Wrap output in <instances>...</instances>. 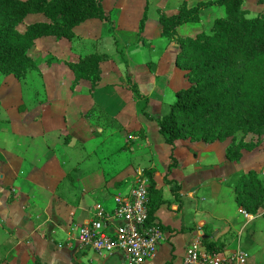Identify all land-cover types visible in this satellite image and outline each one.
Listing matches in <instances>:
<instances>
[{
    "label": "crops",
    "instance_id": "0c3cea01",
    "mask_svg": "<svg viewBox=\"0 0 264 264\" xmlns=\"http://www.w3.org/2000/svg\"><path fill=\"white\" fill-rule=\"evenodd\" d=\"M107 1L103 0V7L112 13V30L98 19L94 23L103 26L99 32L88 28L94 24L89 23L90 19L74 28V34L81 35L80 42L91 47L90 53L108 56L100 63L99 82L93 87L90 80L72 85V71L63 60L64 69L53 73L54 80H48L44 92H48L47 100L29 103L11 116V110L4 107L2 113L0 109V123L3 117L9 119L4 134L0 132V264H122L120 252L103 257L81 248L71 229L74 224L88 222L96 204L112 209L114 197L126 194L136 171H144V160V165L154 171L153 179L165 201L154 214V222L163 227V237L145 264H182L186 247L194 240L202 242L196 233L210 215V205L203 208L200 192L208 180L216 184L218 177L236 170L238 161L225 158L227 145L223 141L179 139L172 151L175 160H170L171 147L159 134L157 123L139 111L142 99L135 96L126 81L131 80L145 98L149 115H164L176 91L188 85L184 71L175 65L178 44L160 35L158 18L163 12L151 16L147 10L139 32L145 3L132 26H126V5L114 0L115 5L108 7ZM193 24L181 25L177 32L191 35ZM75 35L65 41L76 40ZM83 49L77 56L88 54H79ZM64 78L68 84L62 86V92L53 91L54 85L67 80ZM5 79L14 81L6 87L8 95L14 94L11 85L18 79L0 73V95H5ZM27 87L24 85V92L29 90ZM17 96H23L20 88ZM128 137L134 142L132 146L125 144ZM123 146L126 148L122 150ZM165 176L172 183H166ZM176 185L179 188L173 193L171 189ZM211 200L214 204L225 201L219 193L212 194ZM231 204L225 205L223 214L215 213L230 226L238 212L242 213L239 206ZM244 216L247 223L255 218L248 213Z\"/></svg>",
    "mask_w": 264,
    "mask_h": 264
},
{
    "label": "trees",
    "instance_id": "16d2710c",
    "mask_svg": "<svg viewBox=\"0 0 264 264\" xmlns=\"http://www.w3.org/2000/svg\"><path fill=\"white\" fill-rule=\"evenodd\" d=\"M148 1V0H147ZM244 0H206L189 6L182 1L175 13L161 14L160 35L178 44L175 65L184 71L188 85L175 93V101L167 114L152 116L145 111V103L139 111L158 125V132L171 147L175 142L189 138L204 143L232 138L226 147L225 158L239 161L241 149H252L256 143L235 140V133H252L259 138L264 134V15L246 16ZM224 8V16L214 18L209 33L200 31L194 35H182L177 28L186 23H197L201 12L211 6ZM42 14L43 21L18 29L27 16ZM98 19L114 27L111 11L103 7V0H0V73L23 79L37 68L28 53L36 39L50 36L57 40L71 41L74 28L89 19ZM146 19V7L139 21V32ZM106 54L88 53L70 62L72 85L80 80H90L92 87L101 78L100 63ZM135 96L141 99L137 89L130 85ZM146 102V101H145ZM172 162L169 164V168ZM153 170L145 173L148 185V222H154V214L165 201L162 191L156 187ZM166 183H172L165 176ZM176 185L171 191L178 190ZM239 191L235 200L248 214L257 215L264 207V185L252 170L235 186ZM162 229L163 227L160 226ZM209 250H222L214 242L202 238Z\"/></svg>",
    "mask_w": 264,
    "mask_h": 264
},
{
    "label": "rangeland",
    "instance_id": "374dc122",
    "mask_svg": "<svg viewBox=\"0 0 264 264\" xmlns=\"http://www.w3.org/2000/svg\"><path fill=\"white\" fill-rule=\"evenodd\" d=\"M118 1L125 4L126 8L128 9L125 20V22H127L126 26H132L134 17L141 10L143 3H145L143 8L146 7V11L148 10V13L151 16H154L155 14H161L162 12L165 15L175 13L181 6L182 1H186L189 6H193L200 1L206 0H152V2L150 0H128V2L127 0ZM115 3L116 1L114 0H108L106 5L108 7H112V5H115ZM158 8H161L162 10H159ZM243 8L245 9L246 16L248 17L254 16L258 13L264 15V0H244ZM222 16H224L223 7L214 5L207 8L206 10L201 12L199 22L192 25V27L189 29V33H191V35H194L195 33L200 31L209 33L214 18ZM43 20H45V18L42 14H31L27 16L20 25H18V29L20 31H24L27 24ZM89 21H91L89 23H94L95 19L93 18ZM104 25L108 27L107 24ZM101 27L103 26H100V24L98 25L96 23L88 26L91 31L97 32H99L98 30H100ZM75 38L76 40L72 42H66L65 40H62L57 43L54 41V38L51 37L48 40L38 39L34 43L29 54L35 60L36 65H38L39 68L37 67V69L31 72V74H28L26 78L17 80L13 85H11L14 87L15 95H8V89H6V87H8V84L13 83L14 81H10L7 79L4 80L3 89L5 95H0V109L2 113H5L3 112L2 108L6 107L7 110H11L8 113L11 116L14 115L13 111H22L29 103L39 104V102L41 103L42 101L48 99V92L44 93L45 91H47L46 89L48 88V84L50 82L48 80H54L55 76L53 73L61 70V68L64 69L63 60H65L64 63H66L70 67V60H74L78 55V51H81L83 47V52H80L79 54L92 52L90 46H84L83 44L85 43L80 42L81 35H75ZM116 52L120 54L121 51ZM35 71H37L40 76L37 75L38 73H35ZM126 82L127 84L131 85V80H127ZM66 84H68V79L63 82H58L52 87V89L55 92L57 91L61 93L62 86L65 87ZM24 85H28L27 88L29 90H27V92H24ZM82 85L88 84L87 82H83ZM56 87L59 88L56 90ZM19 88L21 94L23 95L21 96V98H18L17 96ZM170 98L172 97L170 96ZM141 99L142 100H140L139 106H143L146 101L143 97ZM173 100L175 101V97L173 98ZM168 111L169 108L166 110L165 114H167ZM4 115L5 114H2V116ZM1 123L0 132L3 133L2 131H6V129L8 128L9 119L3 117V121H1ZM134 136H136V134ZM138 136L140 137L141 135L139 134ZM240 138L246 142H251L253 144L256 143V146H254L252 149H241V158L238 161V164L236 166L237 168L235 167V172L230 173L231 175L227 176L226 174H224V176L218 177L216 184H214L211 180H208L206 184L207 186L202 190V193L200 192V194H202L201 197L204 200V203H202L203 208L207 207V203H209L210 205L209 207H207V212L210 215H206L207 219L204 218L205 222L202 225H199V233L196 234L200 239L212 238V242H214L216 246H219L220 249L223 245V251H232L237 248L246 250L249 254V264H264V207L258 209V214L254 215L255 218L253 219V221H249V223H247L248 220H246L247 218L244 216L247 214V212L243 211L242 209V213L238 212L240 214H238L234 219L235 225L233 224L232 226H230L229 224H224L225 219L219 218L218 216L223 214V208H226L229 205V202L232 203V206H238L235 198L239 194V191L235 189V186L240 179H244V176H246L248 171L252 170L256 178L262 182V185H264V134L259 138H256V135L252 133L243 134L242 132L238 131L235 133V140L237 141ZM127 142H129L130 146L134 144V142L130 140L129 137L125 144ZM223 142H225V145L228 146L229 144H231L232 138L228 137L223 140ZM137 144H141L140 141H138ZM125 148L126 146H123L121 149L123 150ZM217 149L220 151V144L217 145ZM143 158L146 159L144 156ZM145 163L146 160H144L141 164V166H143L142 168H144V171L142 172L144 175L146 171L150 169L149 166L144 165ZM137 168L138 167L134 169V172L137 170ZM198 190L199 187L195 189V193H197ZM218 193L219 196H221V198H223L225 201L221 200L219 203L214 204L211 200L212 194H214L215 196V194ZM226 204L227 206H225ZM188 210L191 213L192 210L190 208H188L187 211ZM215 213L218 215H215ZM219 227L223 228L219 232H216L215 229H218Z\"/></svg>",
    "mask_w": 264,
    "mask_h": 264
},
{
    "label": "built area",
    "instance_id": "2783aa9c",
    "mask_svg": "<svg viewBox=\"0 0 264 264\" xmlns=\"http://www.w3.org/2000/svg\"><path fill=\"white\" fill-rule=\"evenodd\" d=\"M142 172L137 171L126 194L114 197L112 209L96 204L88 222L73 225L81 248L103 257L120 252L122 264H145L155 254L163 233L158 223L148 222L149 180ZM247 259L243 249L209 250L198 239L186 247L182 264H246Z\"/></svg>",
    "mask_w": 264,
    "mask_h": 264
}]
</instances>
